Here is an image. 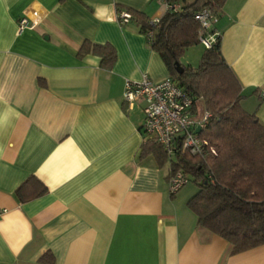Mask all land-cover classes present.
<instances>
[{
  "label": "crops",
  "instance_id": "obj_1",
  "mask_svg": "<svg viewBox=\"0 0 264 264\" xmlns=\"http://www.w3.org/2000/svg\"><path fill=\"white\" fill-rule=\"evenodd\" d=\"M128 9L165 12L161 0H0V264H264V244L232 254L197 226L188 194L169 193V162L139 158L143 105L124 102V81L169 72L133 19L117 21ZM213 27L241 107L264 123V0H225ZM84 42L112 47L111 66Z\"/></svg>",
  "mask_w": 264,
  "mask_h": 264
},
{
  "label": "trees",
  "instance_id": "obj_2",
  "mask_svg": "<svg viewBox=\"0 0 264 264\" xmlns=\"http://www.w3.org/2000/svg\"><path fill=\"white\" fill-rule=\"evenodd\" d=\"M176 1L180 8H169L156 23L144 13L130 9L128 21L133 19L138 24L169 76L197 103L201 102L200 106L196 103L197 112L204 108L210 114L199 136L207 140L214 153H176L169 173L181 169L196 183L197 191L187 200V206L195 214L197 226L225 239L234 254L264 244V123L241 107V85L221 54L220 34L213 25L210 32H214V39L209 46L203 45L197 67L179 63L180 55L200 42L198 34L202 28L194 13L206 8L217 18L225 0H170ZM148 32L152 37L147 40ZM89 50L99 55L104 66L110 67L115 60L109 45L84 42L80 52ZM176 62L183 68L180 73L175 70ZM143 134L139 158L153 155L159 165L169 162L164 149ZM21 187L22 184L17 194ZM44 191L42 187L37 195ZM39 261L52 263L53 255L46 252Z\"/></svg>",
  "mask_w": 264,
  "mask_h": 264
},
{
  "label": "built area",
  "instance_id": "obj_3",
  "mask_svg": "<svg viewBox=\"0 0 264 264\" xmlns=\"http://www.w3.org/2000/svg\"><path fill=\"white\" fill-rule=\"evenodd\" d=\"M161 2L165 11L169 8H180L177 1L161 0ZM37 14L33 11L25 13L18 20L19 30L34 23ZM193 17L202 28L198 34L200 43L209 46L214 39V32H210V29L216 18L206 8L196 11ZM129 18L130 13L127 11H119L116 16L119 24L126 23ZM159 18L152 17L150 20L156 23ZM151 37V32H148L146 39ZM122 97L129 107L135 103L143 105L142 130L164 149L168 155L169 165L170 161L175 159L176 153L185 151L199 156H202L205 150L214 153L213 147L208 144L207 140L199 136V133L206 126L210 116L209 112L204 108L197 112V100L170 76L160 81H152L146 75H142L139 80L126 79ZM196 127L200 129L198 132L195 131ZM188 181L189 177L181 169L169 173V193L174 194ZM2 211L0 209V214Z\"/></svg>",
  "mask_w": 264,
  "mask_h": 264
},
{
  "label": "rangeland",
  "instance_id": "obj_4",
  "mask_svg": "<svg viewBox=\"0 0 264 264\" xmlns=\"http://www.w3.org/2000/svg\"><path fill=\"white\" fill-rule=\"evenodd\" d=\"M204 51V46L202 43L198 42L189 46L179 57V63L191 67H197L201 54ZM201 102L198 100L197 106H200ZM181 189V190H180ZM180 193L188 194V198L192 196L197 191L196 183L190 178V180L185 183L180 188ZM179 192V191H178ZM188 200V199H187Z\"/></svg>",
  "mask_w": 264,
  "mask_h": 264
},
{
  "label": "water",
  "instance_id": "obj_5",
  "mask_svg": "<svg viewBox=\"0 0 264 264\" xmlns=\"http://www.w3.org/2000/svg\"><path fill=\"white\" fill-rule=\"evenodd\" d=\"M182 69H183V68L181 67V65H180L178 62H176V63H175V70H176L178 73H180V72L182 71ZM199 130H200V129H199L198 127L195 128V131L198 132Z\"/></svg>",
  "mask_w": 264,
  "mask_h": 264
}]
</instances>
